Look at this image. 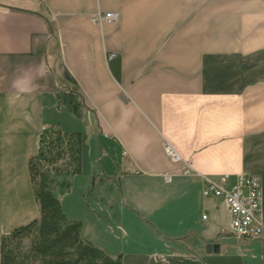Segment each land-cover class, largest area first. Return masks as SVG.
<instances>
[{
  "label": "crops",
  "instance_id": "crops-1",
  "mask_svg": "<svg viewBox=\"0 0 264 264\" xmlns=\"http://www.w3.org/2000/svg\"><path fill=\"white\" fill-rule=\"evenodd\" d=\"M52 123L82 135L60 202L83 238L122 264H261L264 236L232 233L201 190L257 174L264 212V0H0V236L39 216L28 159ZM97 171L122 174L111 210L81 199Z\"/></svg>",
  "mask_w": 264,
  "mask_h": 264
},
{
  "label": "trees",
  "instance_id": "trees-1",
  "mask_svg": "<svg viewBox=\"0 0 264 264\" xmlns=\"http://www.w3.org/2000/svg\"><path fill=\"white\" fill-rule=\"evenodd\" d=\"M56 96L71 114L82 116L85 105L77 88L60 90ZM28 172L39 216L1 234L0 264H122L120 253L111 255L83 238L81 220L69 219L60 202L82 172L80 132L65 131L59 123L44 126L37 135L36 151L28 159ZM121 175L91 173L81 199L111 210L113 188H120ZM96 216L101 222L109 219L108 214L96 212Z\"/></svg>",
  "mask_w": 264,
  "mask_h": 264
},
{
  "label": "built area",
  "instance_id": "built-area-1",
  "mask_svg": "<svg viewBox=\"0 0 264 264\" xmlns=\"http://www.w3.org/2000/svg\"><path fill=\"white\" fill-rule=\"evenodd\" d=\"M118 14L114 11L96 12L92 14L93 22L114 21ZM114 53L108 54V59L114 57ZM167 155L176 158V154L169 146H165ZM164 178L170 180L169 174ZM203 196H216L222 198L229 211L230 229L237 236L256 238L264 236V212H262V188L257 174H238L233 182H229L228 176L218 179L205 178L202 187ZM204 217V215H203Z\"/></svg>",
  "mask_w": 264,
  "mask_h": 264
},
{
  "label": "water",
  "instance_id": "water-1",
  "mask_svg": "<svg viewBox=\"0 0 264 264\" xmlns=\"http://www.w3.org/2000/svg\"><path fill=\"white\" fill-rule=\"evenodd\" d=\"M205 249H206L207 252H211V251L218 252L219 246L216 243H214V244H207L205 246Z\"/></svg>",
  "mask_w": 264,
  "mask_h": 264
},
{
  "label": "rangeland",
  "instance_id": "rangeland-1",
  "mask_svg": "<svg viewBox=\"0 0 264 264\" xmlns=\"http://www.w3.org/2000/svg\"><path fill=\"white\" fill-rule=\"evenodd\" d=\"M72 186H73V184H72ZM71 189H72V188H71ZM71 189H70V191H71ZM70 191H69V192H70ZM69 192H68V193H69ZM81 222H82V221H81ZM90 242H91V241H90Z\"/></svg>",
  "mask_w": 264,
  "mask_h": 264
}]
</instances>
